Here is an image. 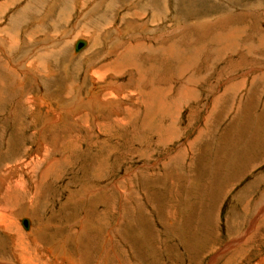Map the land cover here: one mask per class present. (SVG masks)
Returning <instances> with one entry per match:
<instances>
[{
    "label": "rangeland",
    "instance_id": "374dc122",
    "mask_svg": "<svg viewBox=\"0 0 264 264\" xmlns=\"http://www.w3.org/2000/svg\"><path fill=\"white\" fill-rule=\"evenodd\" d=\"M0 28V264H264V0H0Z\"/></svg>",
    "mask_w": 264,
    "mask_h": 264
},
{
    "label": "bare ground",
    "instance_id": "6f19581e",
    "mask_svg": "<svg viewBox=\"0 0 264 264\" xmlns=\"http://www.w3.org/2000/svg\"><path fill=\"white\" fill-rule=\"evenodd\" d=\"M155 5H156V4H155ZM156 8H157V7H156ZM156 13H159V12H156ZM102 16H103V15H102ZM93 22H94V21H93ZM10 36L12 37V39H15V37H13L12 34H10ZM1 38H2V37H1ZM83 40H84V39H83ZM87 40H88V39H87ZM1 41H3V40H1ZM7 41H8V40L5 39V40L3 41L2 44H1V42H0V48H1V49H3L2 46H4L3 44H4V43H7ZM75 44H76V43H75ZM87 45H88V43H87ZM199 45H200V44H199ZM6 46H7V44H6ZM89 46H90V45H89ZM65 48H66V47H65ZM85 48H86V47H85ZM85 48H84V49H85ZM130 48H131V47H130ZM138 48H139V47H137L136 49H138ZM4 49H5V48H4ZM126 49H129V48H126ZM126 49H125V50H126ZM131 49H132V48H131ZM131 49H130V50H127L128 55H130V56H128V58H130V60H132V58H133V54H132V53H136V52L131 51ZM136 49H134V50H136ZM159 49H160V48H159ZM139 50H140V49H138L137 52H138ZM74 52H75L76 54H79L81 51H80V52H76V51H75V47H74ZM140 52H142V51H140ZM161 52H162V51H161ZM122 53H123V51H122ZM120 54H121V53H120ZM118 55H119V54H118ZM125 57H126V55H125V52H124V55L121 54V55H120V58H118V59H120L121 61H122V60L125 61V60H124ZM184 58H185V57H184ZM133 59H134V58H133ZM149 59H150V58H149ZM154 59H155V58H154ZM166 59H167V58H166ZM132 61H133V60H132ZM6 62H7V61H6ZM112 63H113V62H112ZM117 63H118V62H117ZM118 65H119V64H118ZM122 65H123V64H122ZM119 66H120V65H119ZM133 66H134V65H133ZM156 66H157V65H156ZM28 67H29V66H28ZM114 67H118V66L116 65V66H114ZM159 67H160V66H159ZM110 68H111V67H110ZM110 68H109V69H110ZM118 68H120V67H118ZM133 68H134V67H133ZM111 70H112V69H111ZM141 73H142V72H141ZM146 73H147V72H146ZM143 75H144V74H143ZM101 76H102V75H101ZM101 76L99 75L100 78H101ZM93 77H95V73H94V76H93ZM96 77H98V76L96 75ZM100 78H99V80L97 81L98 84H99V82H101L100 80H101L102 78H101V79H100ZM147 78H149V77H147ZM129 79H130V78H129ZM257 79H258V78H257ZM96 80H97V79H96ZM143 80H144V79H143ZM146 80H148V79H146ZM260 80H261V79H260ZM262 80H264V78H262ZM145 82H146V81H145ZM256 82H257V80H254V81L252 82V86H251L250 88L253 87L254 90H255V88H256ZM101 83H102V82H101ZM104 85L108 87V85H106V84H104ZM109 85H110V84H109ZM141 85H142V84H141ZM112 86H113V85H112ZM116 86H117V85H116ZM254 86H255V87H254ZM102 87H103V86H102ZM131 87H132V86H131ZM131 87H130V88H131ZM116 88H117V87H116ZM161 88H162V87H161ZM253 88H252V89H253ZM100 89H101V88H100ZM189 90H191V89H189ZM254 90H253V91H254ZM105 91H106V90H105ZM118 91H119V90H118ZM124 91H125V90H124ZM191 91H192V90H191ZM191 91H190V92H191ZM115 92H116V91H115ZM125 92H126V91H125ZM100 93H101V92H100ZM103 93H104V92H103ZM105 93H106V92H105ZM108 94H109L112 98H115V97H118V96H119L118 93H114V92H110V93H108ZM163 94H164V93H163ZM109 95H107V96H109ZM131 95H132V94H131ZM143 95H145L146 100H147V103H148V105H149L150 97L153 98V95H154L153 92H151L150 90L147 89V90L144 91V93H143V92L140 93L138 97L140 98V97H142ZM192 95H193V94H192ZM228 95H229V94H228ZM228 95H227V96L225 95V97H219V101H218V102H215V103H217V107L214 105L215 108L212 109V112H211V113H213L214 115H216V114H220V115H222V111H223L224 109L222 110V108L220 107L221 110H222V111H220V109H218V106H219V105H220V106H223L224 100H226V98L228 97ZM100 96H102V94H101ZM100 96H98L99 99H100ZM121 96H122V95H121ZM133 96H134V95H133ZM190 96H191V95H190ZM92 97H93V96H92ZM95 98H96V97H95ZM103 98L105 99V96H103ZM108 98H109V97H108ZM112 98H111V99H112ZM119 98H121V97L116 98V99H115V102H117ZM154 98H155V97H154ZM159 98H160V97H159ZM161 98H162V97H161ZM88 99H89V98H88ZM90 99H91V98H90ZM101 99H102V98H101ZM104 99H103V100H104ZM192 99H193V98H192ZM105 100H106V99H105ZM105 100H104V101H105ZM112 100H113V99H112ZM119 100H120V99H119ZM245 100H246V99H245ZM104 101H103V102H104ZM106 101H107V100H106ZM109 101H110V100H109ZM232 101H233V100H232ZM84 102H85V101H84ZM86 102H87V101H86ZM97 102H99V101H97ZM107 102H108V101H107ZM112 102H113V101H112ZM167 102H168V101H167ZM167 102H166V103H167ZM150 103H152V102H150ZM227 103H228V102H227ZM99 104H100V102H99ZM163 104H164V103H163ZM167 104H168V103H167ZM76 105H77V103H76ZM100 105H102V103H101ZM103 105H104V104H103ZM120 105H121V104H120ZM161 105H162V104H161ZM105 106H106V104H105ZM224 106H225V104H224ZM100 107H101V106H100ZM103 107H104V106H103ZM106 107H107V106H106ZM157 107H158V106H157ZM238 107H239V106H238ZM68 108H69V107H68ZM97 108H98V107H97ZM101 108H102V107H101ZM101 108H100V109H101ZM110 108H112V107H110ZM110 108H109V109H110ZM114 108H115V107H114ZM116 108H117V106H116ZM118 108H119V107H118ZM127 108H128V107H127ZM152 108H154L153 104H151V106L149 107V111H150ZM158 108H159V107H158ZM107 109H108V108H107ZM113 110H114V109H113ZM124 110H125V109H124ZM225 110H226V109H225ZM240 110H241V109H239V108L237 109V111H240ZM94 111H95V110H94ZM162 111H163V110H162ZM52 112H53V111H52ZM108 112H109V111H108ZM136 112H137V111H136ZM223 112H224V111H223ZM128 113H129V111H128ZM147 113H148V112H147ZM122 114H123V113H122ZM211 115H212V114H210V118L214 119L215 116H213V115L211 116ZM109 116H110V115H109ZM146 117H147V116H146ZM114 118H115V117H114ZM116 118H117V117H116ZM119 118H120V117H119ZM147 118H148V117H147ZM107 119H108V118H107ZM117 119H118V118H117ZM148 119H149V118H148ZM212 119H211V121H212ZM102 120H103V119H102ZM106 121H107V120H106ZM144 121H145L144 124L146 123V125L148 124L147 121L150 123V121L147 120V119L144 120ZM211 121H210V122H211ZM114 122H115V124L117 123L116 120H115ZM210 122H209V124H207V126H206V128L208 129V131H209V129L211 128V123H210ZM208 134H210V133H208ZM10 137H11V136H10ZM205 137L207 138L208 136H206V134H205ZM201 138H202V137H201ZM10 143H11V142H10ZM194 149H195V148H194ZM194 152H196V151H194ZM196 155H197V154H196ZM196 155H195V156H196ZM41 178H42V177H41ZM17 187H18V186H17ZM30 218H32V217H30ZM6 219H7V218H6ZM25 219H27V218H25ZM27 220H28V219H27ZM32 220H33V219H32ZM33 223H34V222H33ZM0 224H2V225L4 224L3 226H5L6 224L8 225V222H7V220H5V219H4V222H3V221L1 220V218H0ZM28 259H29V258H28ZM28 259H27V260H28ZM30 262H31V261H30ZM25 264H30V263H28V262L26 261V259H25Z\"/></svg>",
    "mask_w": 264,
    "mask_h": 264
},
{
    "label": "crops",
    "instance_id": "0c3cea01",
    "mask_svg": "<svg viewBox=\"0 0 264 264\" xmlns=\"http://www.w3.org/2000/svg\"><path fill=\"white\" fill-rule=\"evenodd\" d=\"M14 1H16V0H14ZM46 2H47V4H48V6H47V8L44 7V9H43V10L46 11V12L43 11L42 14H39V17L36 19V22L39 21V23H38L39 26H43V25L41 24L43 17H47L49 14H54L55 16L58 15V14H55V13H54V9H55V8H54V7H49V2H48V1H46ZM24 5H25V4H24ZM51 5H52V4H51ZM5 9H6V11H7V8H5ZM56 21H60V19H59V18H56ZM36 22H35V23H36ZM55 23H57V22H55ZM27 26H28V25H27ZM27 26H26V27H27ZM1 28H2V27H1ZM1 28H0V29H1ZM12 28H13V27H11V29H12ZM50 29H51V30H56L57 28H55L54 25H51V28H50ZM2 30H3V29L0 30V39L3 40V41H4L5 39H7V40L9 41V42L7 41V43L10 44L11 47L8 48L9 45L7 44V47L5 46V47L7 48V50L4 49V48H3V49L0 48V49L3 50L4 53H10V51L13 53L15 50L12 49V48L15 47L16 40H15V39H12V37L10 36V33H5V30H4V31H2ZM30 32H31V31H30ZM11 34H12V33H11ZM1 37H2V38H1ZM13 37H14V36H13ZM52 37H53V36H52ZM16 46H17V45H16ZM17 51L19 52V50H16L13 54H17V53H16ZM25 61H26V60H25Z\"/></svg>",
    "mask_w": 264,
    "mask_h": 264
},
{
    "label": "water",
    "instance_id": "95a60500",
    "mask_svg": "<svg viewBox=\"0 0 264 264\" xmlns=\"http://www.w3.org/2000/svg\"><path fill=\"white\" fill-rule=\"evenodd\" d=\"M87 46V41L85 40H78L75 44V51L80 52ZM22 226L25 230L29 231L30 229V221L27 219H22L21 221Z\"/></svg>",
    "mask_w": 264,
    "mask_h": 264
}]
</instances>
